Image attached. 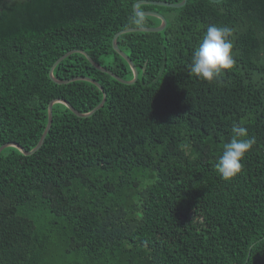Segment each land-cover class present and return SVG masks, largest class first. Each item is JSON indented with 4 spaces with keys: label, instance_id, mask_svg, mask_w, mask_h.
I'll return each mask as SVG.
<instances>
[{
    "label": "trees",
    "instance_id": "trees-1",
    "mask_svg": "<svg viewBox=\"0 0 264 264\" xmlns=\"http://www.w3.org/2000/svg\"><path fill=\"white\" fill-rule=\"evenodd\" d=\"M135 1L0 0V145L32 149L52 99L101 101L90 81L50 78L67 51L133 77L114 34L161 22ZM137 9L166 26L117 37L135 82L72 52L54 77L96 80L103 105L80 117L54 102L36 151H0V264H264V0ZM210 24L234 29L236 60L212 83L188 69ZM234 124L255 143L224 180L214 164Z\"/></svg>",
    "mask_w": 264,
    "mask_h": 264
},
{
    "label": "clouds",
    "instance_id": "clouds-1",
    "mask_svg": "<svg viewBox=\"0 0 264 264\" xmlns=\"http://www.w3.org/2000/svg\"><path fill=\"white\" fill-rule=\"evenodd\" d=\"M132 19L134 23H143L142 16ZM233 35L232 27L208 25L201 41L193 50L188 65L189 74L212 83L220 79L224 70L232 69L236 63ZM231 132L230 140L223 144L222 154L214 164L215 170L224 180L235 177L241 171V161L255 143V138L249 137L246 127L240 124H234Z\"/></svg>",
    "mask_w": 264,
    "mask_h": 264
},
{
    "label": "water",
    "instance_id": "water-1",
    "mask_svg": "<svg viewBox=\"0 0 264 264\" xmlns=\"http://www.w3.org/2000/svg\"><path fill=\"white\" fill-rule=\"evenodd\" d=\"M187 0H182L180 2H176V3H170V2H166V1H157V0H137L134 2L133 4V10L135 13L137 14H147V15H154V16H157L158 18H160L161 22L158 26H155V27H151V26H139V27H127V28H123L119 31H117L113 38H112V46L114 48V50H116L129 64L131 70H132V73H133V77L130 79V80H125L121 77H119L118 75H116L115 73H113L112 71H109L107 70L106 68H104L103 66L99 65L97 62H95L85 51L83 50H78V49H75V50H70V51H67L66 53H64L63 55H61L54 63L53 65L51 66L50 70H49V76L50 78L57 82V83H66V82H69L71 80H75V79H84V80H87V81H90L92 83H94L100 90L103 91V97L101 99V101L96 105L94 106L90 111L88 112H79L77 111L67 100L65 99H62V98H55V99H52L49 104H48V110H47V113H48V116H47V123H46V126L44 128V131L40 137V139L38 140L37 144L30 150H26L25 148H23L22 146H20L18 143L16 142H5V143H2L0 145V151L7 147V146H13L15 148H17L20 152H22L23 154H31L33 153L34 151H36L43 143L44 141V138L50 128V125H51V122H52V105L54 102H61L63 103L64 105H66L74 114H76L77 116H80V117H85V116H89L91 115L92 113H94L97 109H99L104 101H105V97H106V93L104 92L102 86L94 79L90 78V77H86V76H77V77H74V78H71V79H66V80H60V79H57L54 77L52 71H53V68L55 67V65L57 63H59L65 56L71 54L72 52L74 51H79L81 53H83L86 58L89 60V62L94 66L96 67L97 69L101 70V71H104V72H107L109 73L111 76H113L114 78H116L118 81L120 82H123V83H127V84H130V83H133L135 82V80L137 79V76H138V72H137V69L134 65V63L132 62V60L128 57V55L123 52L122 50L119 49L118 45H117V37L122 34V33H125V32H130V31H161L165 28L166 26V18L158 13V12H155V11H140L137 9V5L139 4H142V3H149V4H156V5H164V6H169V7H180V6H183L185 3H186ZM212 2H218L220 0H210Z\"/></svg>",
    "mask_w": 264,
    "mask_h": 264
}]
</instances>
